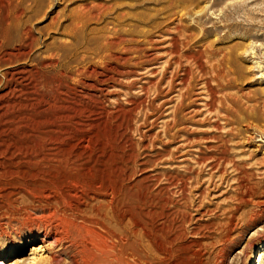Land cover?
Returning a JSON list of instances; mask_svg holds the SVG:
<instances>
[{
	"label": "rangeland",
	"instance_id": "374dc122",
	"mask_svg": "<svg viewBox=\"0 0 264 264\" xmlns=\"http://www.w3.org/2000/svg\"><path fill=\"white\" fill-rule=\"evenodd\" d=\"M38 1L48 16L34 20L31 25L26 23L24 29H32V36L40 42L28 62H17L14 69L32 65L39 68L49 54L58 53L61 45H71L70 30L77 22L85 26L87 39L106 36L109 32H118L121 37L118 63H111L118 69L115 83L102 86L95 83L97 76L78 77L83 67L104 66L85 46L75 51L72 58L59 60L66 65L60 64V69L70 75L67 84L76 89L69 93L71 100L89 93L101 96L87 85L99 86L105 93L97 102L85 101L82 106L69 107L61 116L73 118L57 126L73 122L70 131L77 135L103 132L112 135L117 127H112V120L105 123L104 112L118 113V201L123 203L118 208L120 213H126L115 228L118 243L113 240L101 245L100 250L92 248L91 253L78 257L77 261L80 264H213L225 247L227 264H242V260L249 264L251 248L257 262L264 241V134L254 128L247 132L245 120L264 130V0H195L194 5L187 6L194 9L200 4L208 8L194 17L186 15L190 8L179 0ZM19 9L17 0H8L0 6V33ZM29 14L32 13L25 19L31 17ZM49 24L53 25L51 29ZM231 24L239 27L224 29ZM12 37L16 41L17 33L13 32ZM244 45H251L246 54H243ZM238 48H242L235 56L239 74H234L233 66L226 65L227 73L231 72L226 81L230 83H223L225 88L217 89L212 96L206 87L209 76L201 74L187 57L191 52L202 51L214 60H224ZM83 56L89 58L84 63L80 62ZM12 68L3 67L0 72ZM187 68L190 76L189 72L185 73ZM91 111L94 114L90 115ZM39 121L37 118L21 121L20 133L42 130L44 127L37 125ZM90 124L94 126L89 127ZM222 147L226 156L220 153ZM218 155L224 157L221 164L211 160ZM18 198L14 199L23 200ZM153 199L160 209L150 204ZM163 208L167 216L172 212L170 224L164 230L165 222L160 215ZM8 214L0 208V244L17 243V238L23 235V249L3 256L0 261L33 264L32 247L42 241L28 240L27 227ZM147 214L152 215L156 227L165 231L158 236L162 249L134 224L148 221ZM230 222L233 224L230 242L218 243ZM170 232L174 234L173 243L167 245L164 238ZM36 258L54 260L52 264H73L71 253L59 251L55 246Z\"/></svg>",
	"mask_w": 264,
	"mask_h": 264
},
{
	"label": "bare ground",
	"instance_id": "6f19581e",
	"mask_svg": "<svg viewBox=\"0 0 264 264\" xmlns=\"http://www.w3.org/2000/svg\"><path fill=\"white\" fill-rule=\"evenodd\" d=\"M7 1L0 0V6ZM17 1L20 3L19 11L0 33V70L3 67H13V70L0 72V91L3 93H0V208L6 209L11 218L27 227L25 235L28 240L41 239L42 243L36 247L33 246L31 250L33 264H52L54 262L51 259L38 260L36 258L50 246H55L59 251L71 253L73 264H80L77 258L82 255L87 256L92 248L99 249L101 245L105 246L113 240L118 243L119 236L115 228L118 227V220L123 219V213H125H120L119 209L123 203L118 201V113H113V111L111 113L103 109L107 117L106 122H104L109 124L112 120L110 123L112 127H117V132L112 135L104 134V132L102 135L92 133L77 135L70 131L73 122L66 126L64 124V127L57 126L58 123L68 122L73 118L61 116L62 113H67L70 110L69 107L73 105L82 106L85 101L97 102V99L101 100L105 93V89H100L99 86L87 85L89 86V88L86 86L88 89L99 91L101 96L98 97L89 93L88 96L85 94L79 96L80 98L77 100H71L69 93L76 89L72 87V84H67V79L70 80L71 78L67 70L60 69L59 60L72 58L76 54L75 51L81 49V46H85L90 49L89 51L93 56L103 62L104 66L101 67L103 70L97 66L83 67L81 71L79 70L78 77L82 78L86 74L97 76L98 79L95 80V83L102 86L115 83L118 69L114 68L111 63H118L117 50L121 37L118 36V32H109L106 36L87 39L88 36L83 31L85 26L81 27V22H77L75 27L70 30L73 40L71 45H61L58 53L49 54L46 63L39 68L32 65L31 67L14 69L13 65L17 62H28L29 57L40 42V39L32 36V29L30 31L24 29L25 24L29 22L31 25L34 20L38 21L48 16L47 10L45 13L43 12L42 2L38 0ZM179 1L187 9L190 8L187 5H194L195 3V0ZM197 7L199 8H190L191 10L189 9L186 15L194 17L203 14L208 8L206 6L201 7L200 4ZM196 9H199L198 12ZM28 13L32 14H29L31 17L27 20L25 18ZM53 25L49 24L48 28L51 29ZM238 27L239 25L231 24L225 26L224 29L231 30ZM13 32L18 35L16 41L12 37ZM14 45L16 46L11 48ZM245 45L243 46V54L251 49V45ZM241 50L242 48L232 50L229 57L226 56L224 60H214L202 51L197 54L191 52V56L187 58L192 61L191 63L194 62V66L201 74L209 76L206 87L210 88V94L214 96V91L223 89L226 84L230 83V81H226V78L231 75V72L227 73L226 65L233 66L235 68L234 74H239L235 56ZM88 59L87 56H83L80 62L84 63ZM61 66L66 67L65 64H61ZM189 71L187 68L185 73ZM188 74L191 75L190 72ZM78 82H80L79 79ZM213 83L217 84V88ZM85 113L87 112L85 111ZM92 114H94L93 111L90 112V115ZM81 115H84V112ZM33 118L40 119L37 125L44 128L33 130L34 132L28 134L20 133L21 121H30ZM245 122L247 123V132L250 128H254L264 134V130L254 126L253 122L247 119ZM18 125L19 127H17ZM79 126L82 128L83 124H79ZM93 126V124L89 125V127ZM28 127L32 126L28 125ZM220 151L221 154H225L223 147ZM211 160L220 163L224 157L218 155L212 157ZM18 197L23 200L14 199ZM153 200L150 204H153L155 209H160V206H156L157 200ZM147 203L149 204V201ZM167 210L170 212L169 209ZM164 211L163 208V213L160 214L162 215L161 219L165 222L162 226L163 230L167 224H170V214H172V212L167 213L169 215L167 216ZM150 216L152 215L147 214L149 222L134 224L140 227L143 232L142 235H145L151 243L156 242V247L162 249L163 246L160 247L159 241L161 240L158 239V236L163 230L154 225L153 222L155 221H152ZM156 216L158 217V215ZM157 221L159 222L158 219ZM230 223L219 236L218 243L225 245L230 242L231 229L233 230V224ZM171 235L174 234L170 232L169 235H165L164 241L167 245L173 243L171 242ZM22 237L17 238V243L15 241L9 245L1 243L0 258L20 253L23 249L24 236L22 235ZM262 248L257 262L254 259V249L251 248L249 264L253 261L255 264L264 262V241ZM242 261V264L248 263L245 260ZM227 263L226 248L223 247L215 257L213 264Z\"/></svg>",
	"mask_w": 264,
	"mask_h": 264
},
{
	"label": "snow or ice",
	"instance_id": "6c2138e0",
	"mask_svg": "<svg viewBox=\"0 0 264 264\" xmlns=\"http://www.w3.org/2000/svg\"><path fill=\"white\" fill-rule=\"evenodd\" d=\"M0 264H4V262L3 261H0Z\"/></svg>",
	"mask_w": 264,
	"mask_h": 264
}]
</instances>
